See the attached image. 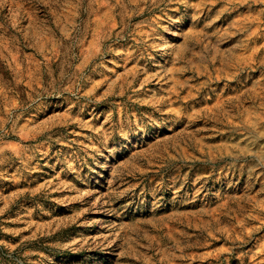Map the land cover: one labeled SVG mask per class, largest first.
Wrapping results in <instances>:
<instances>
[{"label":"rangeland","instance_id":"1","mask_svg":"<svg viewBox=\"0 0 264 264\" xmlns=\"http://www.w3.org/2000/svg\"><path fill=\"white\" fill-rule=\"evenodd\" d=\"M0 264H264V0H0Z\"/></svg>","mask_w":264,"mask_h":264}]
</instances>
